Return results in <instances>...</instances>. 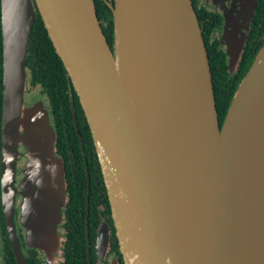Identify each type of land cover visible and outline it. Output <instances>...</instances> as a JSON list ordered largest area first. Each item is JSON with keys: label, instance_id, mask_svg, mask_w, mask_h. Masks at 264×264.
Masks as SVG:
<instances>
[{"label": "water", "instance_id": "1", "mask_svg": "<svg viewBox=\"0 0 264 264\" xmlns=\"http://www.w3.org/2000/svg\"><path fill=\"white\" fill-rule=\"evenodd\" d=\"M111 1L113 52L94 0H0L1 204L18 264L24 257L14 185L34 6L86 119L124 264H264V45L220 126L192 1ZM136 75L139 109L128 89ZM39 106L29 117L43 112ZM47 129L56 154L53 128ZM23 209L31 220L33 209ZM50 210L54 222L57 198ZM99 233L105 250L107 228Z\"/></svg>", "mask_w": 264, "mask_h": 264}, {"label": "trees", "instance_id": "2", "mask_svg": "<svg viewBox=\"0 0 264 264\" xmlns=\"http://www.w3.org/2000/svg\"><path fill=\"white\" fill-rule=\"evenodd\" d=\"M197 20L202 30L203 40L206 47L209 62L212 90L215 99L216 112L220 126L229 109L230 103L239 87L242 79L247 73L250 65L264 45L262 31L264 29V0H256L250 33L245 46L241 51L236 69L232 74L227 67L226 55L219 47L218 40L213 39V25L202 24L201 13L197 0H191ZM96 15L101 25L105 39L112 52L114 49V25L110 0H94ZM262 24V27H259ZM260 29V32L257 30ZM27 84L30 88H39L48 102L52 118V128L56 137L55 149L57 156L62 160L64 167V178L66 182L67 201L66 212H71V217L78 218L83 214L86 194V174L89 177L91 187L89 196V212L91 221L96 222V215L91 206L93 202L96 184H103L100 166L94 150L91 134L86 123L82 108L79 104L71 82L66 74L60 58L55 53L53 45L48 37L42 19L34 6V22L28 40L26 54ZM2 32H1V5H0V146H1V115H2ZM95 177V178H94ZM96 187V188H95ZM96 195V194H95ZM74 212V213H73ZM111 222V219L109 218ZM67 223H69L67 221ZM71 223V222H70ZM82 223V220H77ZM90 224V222H89ZM0 225L3 226L0 188ZM72 235L62 248L64 254H85V247L79 244V229L71 223ZM4 231V229H3ZM3 246L11 255L10 247L4 232ZM116 242V240L114 239ZM71 249V250H70ZM116 253H119L116 245ZM74 260V261H73ZM82 258H65L63 264H82Z\"/></svg>", "mask_w": 264, "mask_h": 264}, {"label": "rangeland", "instance_id": "3", "mask_svg": "<svg viewBox=\"0 0 264 264\" xmlns=\"http://www.w3.org/2000/svg\"><path fill=\"white\" fill-rule=\"evenodd\" d=\"M252 6L244 25L248 22V18L250 19ZM230 25L229 30L224 29L221 33L220 40L226 48L229 57V72L232 73L236 69L234 64L236 50H238V45L243 47L244 38L240 37L242 22L238 18L235 17ZM35 105L37 107L41 105L40 110L45 111L46 114L41 112L39 116L32 119L28 112ZM23 109L20 131L24 135V141L19 147L20 157L17 159L16 166L20 179L18 193L22 196L19 221L24 228L29 246L37 248L49 258H57L61 254L63 241L59 225L63 223L62 211L66 204L65 183L60 178L59 157L55 154L51 139L48 137L47 127L52 125L48 102L38 87L30 88L26 83ZM54 198L58 200V215L52 222L50 206ZM24 206L33 209L31 220L27 219L26 214L29 211L23 209Z\"/></svg>", "mask_w": 264, "mask_h": 264}, {"label": "flooded vegetation", "instance_id": "4", "mask_svg": "<svg viewBox=\"0 0 264 264\" xmlns=\"http://www.w3.org/2000/svg\"><path fill=\"white\" fill-rule=\"evenodd\" d=\"M111 1V0H110ZM255 1V2H254ZM256 0H197L198 7L204 10V13H201V17L203 18L201 23L202 24H210L213 25V32L211 37L213 39L218 40L219 47L222 49L226 55L227 60V67L229 70V57L226 51L225 46L221 43V33L224 32L226 20L229 15H231L230 22L236 17L242 22V28L240 30L241 36L247 40L248 35L250 33V24L252 23V14L250 15V19L248 18V22L244 25L245 20L251 10V6L255 5ZM193 4V3H192ZM251 22V23H250ZM231 25L229 24L227 30H229ZM248 27V30H247ZM259 27H262V24H259ZM260 32V29L257 30ZM262 36L260 40L264 37V29L262 31ZM245 46V44H244ZM232 74V73H231ZM26 100V98H25ZM50 113V111H49ZM51 117V115H50ZM52 122V118L50 119ZM52 127V125H51ZM98 160V159H97ZM99 163V162H98ZM100 166V165H99ZM17 171V168H16ZM101 172V169H100ZM102 176V174H101ZM95 178V177H94ZM20 182L19 174H16L15 177V188L17 190V194L15 197L14 203V223H15V233L19 240L20 244V251L24 257V264H63L65 262V258H82V264H124L123 256L120 253L118 240L116 237V230L114 227V223L112 220L111 209L107 197V192L105 188V183L102 177L103 184H96L97 189L94 191L93 202L91 206L94 209V214L96 215L95 219L96 222L89 219L90 212H89V196H90V189L89 186L90 181L89 177L86 174V194H85V204H84V211L83 214H80L78 218L71 217V212H66L67 208H63L62 211V219L63 223L59 225V231L63 236L62 247H61V254L56 257L49 258L45 254H43L37 248L30 247L27 244V240L24 233V228L21 226L19 221L20 215V204L22 202V196L19 195L18 191V184ZM1 188V187H0ZM96 188V187H95ZM96 194V195H95ZM67 196V194H66ZM19 200V203L17 201ZM2 207V204H1ZM74 213V212H73ZM3 217V226L0 225V264H18L17 259L13 253L11 242L9 236L7 234V229L5 227V221L2 211ZM111 219V222L109 221ZM77 220H82V223H77ZM67 221L69 223H67ZM76 229H79V244H83L85 247V254H71L66 255L64 254V247L67 237L72 235V228L71 223ZM90 222V224H89ZM107 228L108 233V246L107 248L101 249L98 245V238L100 236V231L103 227ZM4 229V231H3ZM1 232H4L6 239L8 241L11 255L7 252L4 244V237ZM116 240V242L114 241ZM116 245L117 250L119 253H116ZM71 250V249H70ZM74 261V260H73Z\"/></svg>", "mask_w": 264, "mask_h": 264}, {"label": "bare ground", "instance_id": "5", "mask_svg": "<svg viewBox=\"0 0 264 264\" xmlns=\"http://www.w3.org/2000/svg\"><path fill=\"white\" fill-rule=\"evenodd\" d=\"M123 76L124 74H122L121 77L123 81L125 80L124 82L127 84V81H126L127 79L126 77L123 78ZM133 79H135L136 81L135 82L130 81L131 85L129 86L128 89H129L133 104L135 105L137 109H139L142 103L143 89H142V86L139 85L140 79L137 78V75Z\"/></svg>", "mask_w": 264, "mask_h": 264}]
</instances>
